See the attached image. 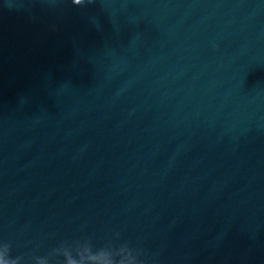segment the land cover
I'll return each mask as SVG.
<instances>
[{
    "label": "water",
    "instance_id": "1",
    "mask_svg": "<svg viewBox=\"0 0 264 264\" xmlns=\"http://www.w3.org/2000/svg\"><path fill=\"white\" fill-rule=\"evenodd\" d=\"M0 264H264V0H0Z\"/></svg>",
    "mask_w": 264,
    "mask_h": 264
}]
</instances>
